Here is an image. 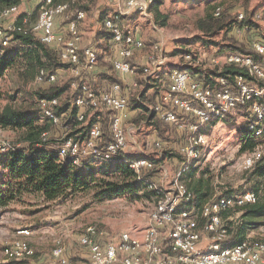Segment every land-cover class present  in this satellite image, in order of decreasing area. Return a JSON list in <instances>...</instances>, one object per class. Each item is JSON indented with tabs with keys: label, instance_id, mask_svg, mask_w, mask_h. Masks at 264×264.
<instances>
[{
	"label": "built area",
	"instance_id": "built-area-1",
	"mask_svg": "<svg viewBox=\"0 0 264 264\" xmlns=\"http://www.w3.org/2000/svg\"><path fill=\"white\" fill-rule=\"evenodd\" d=\"M29 1L37 5L38 14L33 22L24 16L17 24L19 5L0 10V44L7 46L14 32L33 34L50 46L59 61L65 64V68L56 71L40 68L35 74V83L51 84L57 80V73L67 74L71 78L68 83L71 102L78 107L77 122L87 123L95 114L106 113V127L98 116L83 140L63 137L56 148L59 158H69L79 166L114 160L125 153L127 147L125 121L130 102L127 89L122 88L120 82H97L99 52L91 42L84 41L80 28L86 12L73 7L79 0L58 3L54 0ZM150 3L151 0H122L112 14L103 18V25L110 33L109 61L112 70L124 83L125 77L135 74V68L127 60L135 51L145 48V44L136 33L125 30L122 19L136 10L146 12ZM20 13L28 15L25 11ZM219 14L220 7H216L214 15ZM245 17L244 11L239 10L237 20L244 21ZM249 19L252 23L236 27L235 36L243 40L256 57L229 52L222 58H204L187 52L182 55L185 64L172 66L165 62L161 42L150 45L144 63V88L149 81L147 78L158 77L161 67L167 65L169 69L166 80L157 86L158 95L148 106L149 113L158 120L184 127L187 135L185 143L178 149L180 162L173 172H169L163 166L155 170L156 162L146 155L125 159L142 189L150 191L155 198L147 226L141 236L125 231L111 236L96 225L88 224L77 240L82 250V264H264V240L244 238L233 243L232 228L237 225L233 214L256 203L257 194L245 190L215 195L197 207L184 180L192 163L199 160L207 149L203 128L211 122L244 111L247 130L256 138L264 136V37L256 24L264 22V13L256 12ZM228 65L243 69L245 74L219 75L218 72ZM205 74L209 79L202 77ZM36 103L41 119L62 127V114L59 116L56 112L60 104L57 97H40ZM105 135H108L107 139ZM48 136V132H43L42 141ZM154 145L161 147L159 141ZM10 147V142L0 141V153ZM261 159V150L255 148L244 155L240 166L243 170H250ZM32 235L33 230L28 226L17 228L15 236L3 245L5 260L16 261L34 255L30 243ZM50 255L55 264H75L59 238L55 240Z\"/></svg>",
	"mask_w": 264,
	"mask_h": 264
},
{
	"label": "rangeland",
	"instance_id": "rangeland-1",
	"mask_svg": "<svg viewBox=\"0 0 264 264\" xmlns=\"http://www.w3.org/2000/svg\"><path fill=\"white\" fill-rule=\"evenodd\" d=\"M64 2H71V0H64ZM118 3H122V0H79L78 3L73 4L74 8L88 7L86 17L80 24L83 31L82 37L86 42H91L93 36H96L102 29L100 21H97V17H100L99 12L104 10V13L112 14ZM18 5V16H20V12L24 11L27 14L35 12L29 20L33 22L36 19L38 11L35 2L19 0ZM216 6H221L231 13L243 9L248 17L256 12L264 13V0H163L159 10L160 14L166 16L164 24H162V18L157 20L156 15L150 9L144 13L138 10L131 12L122 19V23L125 30L136 33L143 40L145 44L144 62L146 56L149 55L150 45L157 41L162 43L167 65L185 64L182 54L187 51H191L197 56L203 55L204 58L211 56L222 58L229 52L220 49V47L204 50L198 43L188 44L186 41L198 33L196 20L203 17L206 12L212 11ZM15 18L13 17V20ZM11 20L12 18L9 21L11 22ZM256 24L264 36V22ZM101 45L104 46L103 42ZM180 49L182 53L174 55V52ZM101 52L103 53L102 50ZM109 57L108 48L98 59L96 69L98 74L96 76L97 78L101 77L100 80L110 81L109 79L116 78ZM167 65L160 68V73L156 75L158 77L150 76L147 79L156 78L158 81L155 86H160L166 80L165 74L169 69ZM45 66L50 68L48 63ZM58 69L60 68L56 70ZM57 75L55 83L65 85L68 89L59 100L64 102L71 92L68 85L71 78L67 74L59 75L57 73ZM140 76L144 77V75L136 73L133 76H127L125 77L126 83L122 84L124 89H127L130 102L128 117L125 121L128 128L126 155L131 158L146 155L156 162L155 170H160V167L163 166L169 172H173L177 166V160L180 158L179 146L185 143L187 134L184 127H179L175 123L160 120L154 124L150 123L149 109L148 111L146 109L151 100L143 102L146 109L131 108L132 96H137L140 91L144 90V86H140L136 79ZM34 77L25 74L23 58H16L14 65L0 76V109L4 104L10 102L33 110L36 114V123L41 124L44 119L39 116L37 99L33 94L47 89L53 83L37 84ZM133 83L135 85H132ZM127 84L130 86L128 87ZM158 90L159 87H151L148 89V94H152L153 91L158 92ZM98 115L103 118L106 113L101 112ZM152 119L156 121L155 118ZM79 125L84 127L86 122ZM244 128H246L244 111H236L225 120L213 121L203 128L208 141L207 149L199 160L192 163L184 178L186 181L191 178L207 180L210 186L207 200L212 199L215 195L239 193L257 188L259 200L264 201V177L257 179L254 187L256 177L252 175L253 169L243 170L240 166L244 155L250 152L248 150L240 151V147L243 145L240 132ZM19 134V131L0 126V141L14 144L18 141ZM56 137L54 138L56 139ZM63 137L64 135L61 138ZM256 139L259 142L256 148L260 149L264 156V136ZM155 141L161 143L160 148L155 147ZM164 156L165 158H163ZM112 178L127 180L119 173ZM156 179L157 176H155ZM94 190V188L82 190L66 198H56L51 201L45 200L39 194L27 193L20 199L10 201L6 206L0 207V264H55L50 254L57 238L62 241L70 259L75 264H82L83 260L80 258L82 250L77 240L88 224L96 225L111 236L124 231L133 236L143 234L147 226L148 214L155 202L152 193L143 190L141 186H135L118 196L99 200L94 197ZM244 212L245 210L242 209L233 214L237 218V225L233 226L238 229L245 228V238L264 240V215L252 219L240 218ZM22 226H28L33 230L30 243L34 249V255L16 261L5 260L2 253L3 245L10 241L15 236L16 229Z\"/></svg>",
	"mask_w": 264,
	"mask_h": 264
},
{
	"label": "trees",
	"instance_id": "trees-1",
	"mask_svg": "<svg viewBox=\"0 0 264 264\" xmlns=\"http://www.w3.org/2000/svg\"><path fill=\"white\" fill-rule=\"evenodd\" d=\"M54 1L57 3L64 2V0ZM162 1L163 0H151L149 9L156 15L157 20L158 18H162V24H164L166 16L160 14L159 10ZM18 4L19 0H0V10ZM216 7H220V14L218 16L214 15ZM216 7H214L212 11L206 12L203 17L196 20L198 33L192 36L190 40H186L187 43H198L200 47L204 48V50L220 47V49H224L228 52L251 54L256 57L257 55L246 46V43L235 36V29L237 26L243 25V23H252L245 10L241 9L246 15L245 20L238 21V10L231 13L228 10L223 9L221 6ZM76 8L83 9L85 12L88 9L87 6ZM103 11L104 10L99 12L98 15H100V17H97V21H100L102 29H100L96 35V40L91 41V44H93L99 52V58L110 46V33L103 25V18L107 13H104ZM33 13L35 14V12L28 15L22 13L17 19V24L22 22L24 16H27L29 19ZM28 21L30 22V20ZM253 26H255V24H253ZM261 37L263 38L264 36L261 35ZM101 42H103L104 46L101 45ZM143 49L135 51L127 60L130 65L135 68V73L140 75L144 74L145 62L143 59L145 53ZM181 51V49L176 50L174 55L182 53ZM187 52L192 53L191 51ZM16 58H23L25 74L32 78L40 68H45L50 71H56L57 68H65V64L59 61L56 52L31 33L23 34L14 32L13 37L7 46H2L0 44V76L9 67L14 65ZM47 63L50 68L45 66ZM218 73L223 76H227L228 74L232 76L239 73L245 74L243 69L234 65H228ZM202 77L204 79H209L208 74H205ZM116 78L113 77L108 81L106 79L100 80L101 77H99L97 82L102 84L104 82L112 83L118 81L121 85L124 83L117 75ZM136 79L139 81L140 86H145L146 83L143 76ZM157 81L156 78H149L144 90L140 91L137 96H132L131 108L146 109L143 102L151 100L148 103L149 105H152L155 102L158 92L153 91L152 94L149 95L148 89L151 87H157L155 86ZM122 88H124L123 85ZM67 91V86L53 82V84L47 89L35 92L33 95L36 99L40 97H57L60 100L61 96ZM146 110L148 111V108ZM77 111L78 107L71 102V92L69 97L66 98L64 102H60L56 108L58 115L61 116L62 114V127L53 126L47 120H44L41 124L36 123V114L33 110L22 108L10 102L3 105L0 109V126L2 128L19 131L20 134L18 141L14 144L12 143V147L0 153V207L6 206L10 201L20 199L27 193L39 194L45 200L51 201L56 198H66L82 190L94 188V197L102 200L105 198L110 199L122 194L126 190H131L135 186H140L138 180L132 174V171L125 161L128 157L126 152L118 155L111 161H94L85 163L83 166L73 164L69 158H59L56 148L63 139L61 137L64 135V137L70 136L75 139L83 140L87 136L90 125L97 121V117L99 116L95 114L86 123V126L80 127L79 124L81 123L76 120ZM148 118L151 120L150 123L153 124L159 121L156 118V121H154V119H152L154 118L152 114L148 116ZM99 119L103 123V126L106 127L105 116H103V118L100 117ZM65 125H67V128ZM43 132H48L49 134L46 141H42L41 139V134ZM54 137H56V139ZM105 138L107 139L108 135H105ZM240 138L241 141H243V145L240 147L241 152L245 150L252 151L259 144L256 137H254L247 128L241 130ZM179 162L180 158L177 160L176 168L178 167ZM252 169V175L256 177L253 184L255 187L257 179L264 177L263 155L261 161ZM118 173L127 180H115L112 178V176ZM185 182L194 195V201L197 207L208 201L207 196L210 186L207 180L203 181L191 178L188 181L185 180ZM256 190L257 188L253 191L257 194ZM257 196L258 199L256 203L248 204L243 207L245 212L242 214L241 218L247 217L252 219L264 215V201H260L258 194ZM237 229L238 228L235 226L232 228L233 243L239 242L245 238L246 229Z\"/></svg>",
	"mask_w": 264,
	"mask_h": 264
},
{
	"label": "crops",
	"instance_id": "crops-1",
	"mask_svg": "<svg viewBox=\"0 0 264 264\" xmlns=\"http://www.w3.org/2000/svg\"><path fill=\"white\" fill-rule=\"evenodd\" d=\"M26 12V11H25ZM93 40H96V36H93ZM85 41V40H84ZM86 42V41H85Z\"/></svg>",
	"mask_w": 264,
	"mask_h": 264
}]
</instances>
